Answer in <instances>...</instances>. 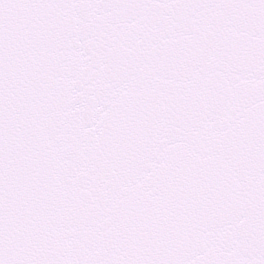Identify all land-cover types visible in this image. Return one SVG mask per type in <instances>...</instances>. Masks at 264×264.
I'll return each mask as SVG.
<instances>
[{
  "label": "snow or ice",
  "instance_id": "obj_1",
  "mask_svg": "<svg viewBox=\"0 0 264 264\" xmlns=\"http://www.w3.org/2000/svg\"><path fill=\"white\" fill-rule=\"evenodd\" d=\"M0 264H264V0H0Z\"/></svg>",
  "mask_w": 264,
  "mask_h": 264
}]
</instances>
